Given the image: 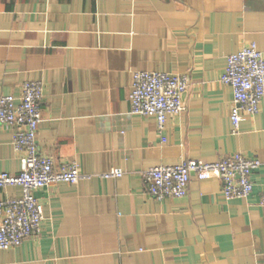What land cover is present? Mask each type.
<instances>
[{
	"label": "crops",
	"instance_id": "crops-1",
	"mask_svg": "<svg viewBox=\"0 0 264 264\" xmlns=\"http://www.w3.org/2000/svg\"><path fill=\"white\" fill-rule=\"evenodd\" d=\"M251 43L264 54V0H0V96L42 84L38 151L88 177L34 192L40 233L0 264H264V97L232 134L220 83ZM133 72L189 78L186 110L161 134L130 114ZM11 132L0 128V172L17 176ZM233 154L261 163L245 200H226L215 179L192 178L183 199L146 194L147 169ZM111 170L124 174L101 177Z\"/></svg>",
	"mask_w": 264,
	"mask_h": 264
},
{
	"label": "built area",
	"instance_id": "built-area-1",
	"mask_svg": "<svg viewBox=\"0 0 264 264\" xmlns=\"http://www.w3.org/2000/svg\"><path fill=\"white\" fill-rule=\"evenodd\" d=\"M220 83L231 89V132L237 134L242 117L256 116L264 97V54L256 44L251 43L227 57ZM188 86L187 75L133 72L130 114L154 118L161 134L169 116L185 112L184 95ZM43 99L44 88L39 82L23 83L18 97L0 96V128L12 131V148L22 156L19 175L0 172V189L20 190L18 198L0 200V252L15 249L40 233L43 208L34 192L53 185H76L88 178L80 174L75 163L55 166L51 157L38 151L36 134ZM260 166L256 159L233 154L213 163L184 160L176 166H156L145 170L142 179L146 194L156 202L185 198L192 178L201 182L215 179L226 200H245L252 193L251 175ZM123 174L121 170H111L101 177L118 179Z\"/></svg>",
	"mask_w": 264,
	"mask_h": 264
}]
</instances>
